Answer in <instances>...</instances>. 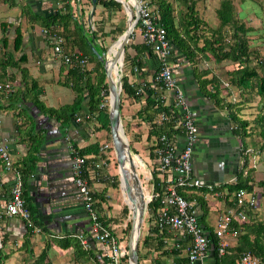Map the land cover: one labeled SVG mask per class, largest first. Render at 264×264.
<instances>
[{"label":"crops","instance_id":"1","mask_svg":"<svg viewBox=\"0 0 264 264\" xmlns=\"http://www.w3.org/2000/svg\"><path fill=\"white\" fill-rule=\"evenodd\" d=\"M87 1L0 0V81H9L12 85V90L7 95L0 93V139L4 140L14 169H20L23 159L29 152L34 156L33 168L24 176L22 196L34 223L41 229L40 233H31L21 218L4 213V204L14 174L12 171L2 174L0 250L4 259L0 264H32L37 261L41 251H45L41 264L105 263V244L87 235L89 218L73 184L70 171L72 157L70 147L81 149L94 143L98 146L97 152L84 155L86 157L84 177L91 187L94 206L102 218V223L118 239L120 245L126 248L125 240L128 234L124 235V228L130 219L131 209L128 208L126 197L121 190L122 186L114 184V181H119V174L106 131L98 129L99 123L93 118L80 121L73 118L60 122L47 110L71 103L75 92L68 78L67 71L70 66L63 64L53 54L48 36L42 33L43 26L38 17L60 8L62 10V2H68L71 6L70 13L82 26L80 32L75 29L73 22H70L68 30L63 32V48L71 51L80 45L82 34L92 40L89 30L97 29L99 24L100 19L97 15L99 7L92 9L91 2L87 4ZM249 1L254 0H232L234 6V3H239L237 11L239 18L248 15L246 10L241 8H245V3ZM217 3L218 0H196L198 14L206 21L207 18L209 20L212 15L211 13L208 15V12L214 13ZM33 17L37 19L33 21ZM210 21L208 24L212 25ZM16 29L20 32V45L13 48ZM98 34L99 32L96 36ZM98 39L100 40V37ZM127 43L128 58L122 59V65L118 69V82L119 76H122L126 84L136 92L135 96L122 93L121 126L124 128L130 152L134 155L138 176H143L146 192L151 194L153 176L161 192L165 179L171 175L166 173L162 176L155 169L153 146L156 137L147 135L157 113L155 114L152 107H144L145 98L149 96L157 100L162 96V105L169 106L171 94L160 89L153 81L157 60L152 51L148 52L143 44L138 28H133ZM113 44L115 43L109 46L112 48ZM261 45L252 49L260 56L264 55L257 51ZM198 59L201 65L210 68L208 74L199 78L196 74L195 61L188 60L181 50L171 45L169 65L197 126V137L191 153V175L202 179L206 185L219 188L212 192L190 188L181 193L191 203L201 227L210 240L205 256L206 264H234L239 252L243 250L253 253L258 258L257 264H264V195L262 188L258 186L264 179V144L262 145L263 138L252 123V119L260 113L264 105V95L256 93L257 82L264 73L258 69L259 74L253 80L251 91H240L230 86L222 75L224 70L221 68L227 63L230 65V61L211 64L201 55H198ZM251 59L254 63V58ZM91 67V63H87V69ZM115 71L116 68L113 66L112 73ZM211 74H214L223 85L218 93V100L207 94L212 91L210 85L200 87L202 79L209 78ZM65 80L69 84L64 83ZM83 97L84 100L87 97L85 90ZM228 103L233 104V109L239 116L249 122V127H253L244 137V143L247 145L251 191L257 195V201L255 207L245 211L244 221L234 220L231 223L236 234L225 233L222 236L225 252L219 255L216 244L212 245V239H215V243L217 240L213 230L217 217L226 209L234 207L233 195L227 192L226 185L234 181L241 160L242 141L240 142L231 132ZM148 114H153L151 120L146 119ZM171 135L180 147L182 142L180 133L172 131ZM104 143L110 148L100 149ZM124 207L127 213H123ZM149 222L150 220L146 218L141 235L147 233ZM160 231V248L158 250L144 248L143 252L149 250L153 258L159 256V259L167 264H187L185 255L190 243L189 236L177 229L161 228ZM78 233L87 237L89 248L84 249L81 246L76 237ZM138 262L151 264L147 256H140Z\"/></svg>","mask_w":264,"mask_h":264},{"label":"trees","instance_id":"2","mask_svg":"<svg viewBox=\"0 0 264 264\" xmlns=\"http://www.w3.org/2000/svg\"><path fill=\"white\" fill-rule=\"evenodd\" d=\"M91 0H88L90 3ZM148 4L153 7V11L157 15V20L162 24L165 29L167 38L169 39L171 45L181 50L188 60H194L196 63V74L199 77L204 76L209 73V67L201 65L198 55L204 60L210 61L211 64H218L222 61H230V65L224 66L223 74L227 83L240 91L246 90L251 91L253 88V80L258 77V69L264 73V55H257L252 49H249L247 43V33L249 30L244 26L242 21L238 22L236 20L237 13L235 11L232 0H218L217 7L215 8V18L216 23L210 25L204 17L198 14L196 9V0H147ZM62 10H55L45 16L38 17L43 29H47L50 32L56 31L62 36L64 43L63 32L68 30V25L73 22L75 29L82 30V26L78 24L75 16L70 13L71 6L68 2H62ZM101 7L104 10H117L120 7V3L115 0H95L94 8ZM264 12V9H263ZM94 14V10H93ZM37 17H33L32 20L35 21ZM30 21V17L28 18ZM137 24H135L136 27ZM60 26V27H59ZM97 29H90L91 37L90 40L85 34L81 35L80 45L76 50L81 52L87 63H91L92 67L85 70H80L76 65L70 66L68 69V78L70 79V86L75 92V96L71 103L62 105L58 108H49L48 113L53 115L57 121H65L69 119H75V117H80V119L88 120L90 118L95 119L99 125L98 129H104L106 133L109 134L108 128V107L99 108L100 96L99 92L104 89L105 93L108 95L105 74L102 62L98 59L97 53H105V46H103L102 36L105 34L111 38H117L119 34L124 30L119 28L117 25L110 24L105 26L104 18L99 20ZM134 27V28H135ZM89 29V28H88ZM99 34L96 36V33ZM117 36V37H116ZM86 37V38H85ZM100 37V40L98 39ZM20 32L16 29V33L13 39V48H18L20 45ZM97 40V41H96ZM102 41V42H101ZM62 43V45H63ZM90 43L93 45V49L97 52L94 53L90 48ZM101 43V44H100ZM129 43L124 46V56L123 60H127L128 53L126 49ZM144 44V43H143ZM148 49V48H147ZM150 52V49H148ZM251 57L254 58V63H252ZM226 68V69H225ZM119 82L121 87L120 94V109H121V97L122 93L130 96H135V90L126 84L124 78L119 76ZM66 84H69L65 80ZM210 85L211 92L207 93L211 97H215L216 100L218 93L221 88H223L222 82L214 75L211 74L209 78L202 79L200 87L204 88L205 85ZM83 90L87 92V97L84 100ZM257 95H264V76L259 77L256 85ZM83 100L85 105H83ZM233 104L228 103V116L231 123V132L235 134L241 142V160L240 165L235 172V179L230 184L226 185L227 192L232 193V202L235 201L234 192L238 189L251 190L252 184L249 178V168H248V153L247 145L244 143V137H246L249 132V122L242 119L236 110L233 109ZM38 107V106H37ZM145 108L152 107L155 114L158 111H164L167 113H172V118L168 122L162 124H151L148 135H154L158 137L159 134L165 133L166 135H171L172 131H176L173 128L174 120L177 118L179 113L172 108V105L164 106L157 99H152L147 96L145 98ZM40 108V107H38ZM142 111V110H141ZM88 114V118L85 115ZM154 114V116H155ZM153 114H148L146 116L147 120H151ZM254 128L258 129L260 137L263 138L262 145L264 144V105L259 114L255 115L252 119ZM74 151L78 155H86L87 153H96L98 146L96 143L83 147L81 149L72 146ZM86 161V160H85ZM34 156L31 152L23 159L20 169L18 170L22 179V187L25 184L24 176L33 168ZM154 181V182H153ZM115 185L118 181H114ZM153 183V193L159 192V187L157 185V180L153 176L151 179ZM262 188V195H264V179L258 183ZM197 188L206 189L210 192L215 191L219 186H211L207 188L206 186H199ZM183 191L182 189L178 190ZM23 193V191H22ZM185 196V195H184ZM92 197L94 198L93 194ZM186 197V196H185ZM188 197V196H187ZM24 199V198H23ZM25 201V200H24ZM27 205V204H26ZM157 207V199L151 198L146 205V218L150 220L151 213L155 211ZM250 209V208H249ZM248 210V209H247ZM246 210V211H247ZM123 213H127L126 207L123 208ZM102 222V218L99 217ZM104 225V224H103ZM107 227L106 225H104ZM108 228V227H107ZM130 228V219L127 221L124 234L127 236ZM161 228L151 225L150 222L147 226V233L140 237L137 243V256L138 260L140 258L141 249H154L158 250L160 248L161 239L160 231ZM155 233L156 235H153ZM2 241V239H1ZM212 245L215 246V239H212ZM149 251V250H145ZM144 252V253H145ZM241 252V251H240ZM239 252V253H240ZM264 254V252H263ZM4 255L1 254L0 250V263L4 259ZM45 251L37 256V261L32 264H41L44 259ZM123 264H128L127 255H124L121 259ZM151 264H167L163 260L159 259V256L150 259ZM106 264V263H104ZM172 264V263H171Z\"/></svg>","mask_w":264,"mask_h":264},{"label":"built area","instance_id":"3","mask_svg":"<svg viewBox=\"0 0 264 264\" xmlns=\"http://www.w3.org/2000/svg\"><path fill=\"white\" fill-rule=\"evenodd\" d=\"M136 12V28L139 29L144 45L152 51L157 60V69L153 74V81L160 89L171 94V105L179 115L174 120L173 128L180 133L182 138L181 146L178 147L175 138L165 133L159 134L153 146L155 156V169L164 176L171 175L165 179V184L161 187V192L149 194L151 198L157 199V207L151 213L150 224L159 228L177 229L184 231L190 239L186 248L187 264H206L205 256L210 245V240L201 227L191 203L179 192V189L186 190L206 185L202 179L194 178L191 175V153L197 137V126L194 123L186 101L180 91L176 79L172 74L169 65L171 54V43L166 36L165 29L157 20V15L147 0H134ZM42 33L48 36L51 43V50L63 64L76 65L80 70L87 69L85 56L76 50H65L63 48L62 36L56 31L50 32L42 29ZM106 55V54H105ZM12 90L11 82L0 81V93L7 95ZM99 108L109 105L108 95L104 89L99 92ZM162 96L158 98L160 103ZM162 104V103H161ZM172 113L158 111L153 121L156 124L168 122L172 118ZM88 118V114L85 115ZM80 121V117H75ZM109 147L107 143L101 145L100 149ZM70 171L73 184L81 197L82 206L89 218V229L87 235L96 241L105 244V263L123 264L121 259L126 255V248L121 246L118 239L99 220L98 212L95 209V200L92 197L91 187L84 177V164L86 157L78 155L72 147ZM105 163V161H102ZM13 172V180L9 189L8 198L4 204V213L9 216H16L23 220V223L31 233H40L41 229L34 223L29 209L22 196V179L20 172L13 168L12 160L3 139H0V176ZM234 207L226 209L216 219L213 230L216 240L217 253L225 252V243L222 236L225 233L236 234V230L231 227L234 220L244 221L245 211L256 206L257 195L251 190L238 189L234 192ZM76 237L84 249L89 248V241L82 233ZM258 258L248 250H243L238 254L234 264H257Z\"/></svg>","mask_w":264,"mask_h":264},{"label":"water","instance_id":"4","mask_svg":"<svg viewBox=\"0 0 264 264\" xmlns=\"http://www.w3.org/2000/svg\"><path fill=\"white\" fill-rule=\"evenodd\" d=\"M117 1V0H115ZM95 0H91L92 9L94 8ZM125 10L126 20L125 27L122 33L115 39L117 45L112 55L110 64H106L105 53H97L93 49L92 43L90 48L94 53H97L98 59L102 62L105 74V81L109 95L108 105V128L111 147L114 151L117 169L119 174V185L123 180L124 187L121 190L124 196L130 201L127 202L130 210V228L126 240V255L128 264H139L137 256V243L140 236L141 225L143 222L146 205L149 202L148 198L142 190V185L137 177V171L131 154L129 153V146L122 134V126L120 119V83L115 80V75H118V69L122 65L124 46L127 43L130 34L136 24V12L134 4L127 0L118 1ZM92 15V10L90 11ZM116 68L115 73H112V67Z\"/></svg>","mask_w":264,"mask_h":264},{"label":"rangeland","instance_id":"5","mask_svg":"<svg viewBox=\"0 0 264 264\" xmlns=\"http://www.w3.org/2000/svg\"><path fill=\"white\" fill-rule=\"evenodd\" d=\"M87 4H90V3H88V1H87ZM234 4H235L234 8H235V11L237 13V11H239L238 10L239 3L236 2ZM245 5H246V7L245 8L242 7L241 9L242 10H246V14H248V15L246 17H244V18H239L238 14H237V16L235 18H236V20L238 22H240L242 20L243 21L242 23L244 24V26L249 30V32L247 33L246 37H247V43L249 44L250 49H254L255 46L257 47V46L262 44L259 47L261 50L260 49H258V50L256 49V50L258 51V53L264 54V12H263L264 0H262V1L261 0L249 1V2H246ZM209 13H211V15H212V17H209V20H211L210 22L212 24L216 23V19H215L214 13L213 12H208V15H209ZM97 15H98V19L104 18V23H105L106 27L109 26L110 24L117 25L119 28H123V29L125 27L126 14H125V10L123 9L121 4H120L119 9H117V10H110V9L109 10H104V9H102L99 6L98 11H97ZM209 20L207 18L208 23H209ZM119 35H117V36H119ZM111 37L112 36L109 37L106 34L104 36H102L103 46H105V54L107 52L108 46L111 43H115L116 42L115 41L116 38L113 39ZM259 43H261V44H259ZM257 55H259V54H257ZM224 66L225 65H223V67L221 68L222 70H224ZM118 73H119V71H118ZM115 80L116 81L118 80V75H115ZM120 94H121V92H120ZM122 128H123V126H122ZM122 134H123V136L126 139L124 128H123ZM107 141H108V143L110 142V136H109L108 133H107ZM126 141H127V139H126ZM127 143H128V141H127ZM129 153L131 154V156H134L133 153L130 152V148H129ZM132 158H134V157H132ZM115 167H117V162L115 163ZM139 169H140V167H139ZM137 170L138 169L136 168V171ZM137 177H138L143 189L145 191H147L146 185H145L146 182H145V179H143V176H141V175L138 176V173H137ZM118 185H119V181H118ZM127 202L130 205V201L128 199H127ZM145 220H146V210H145L143 222H142V225H141V230H142L143 225H145L144 224ZM141 230H140L139 240H140V237L142 236L141 235ZM139 240H138V242H139ZM140 255L143 256V257L147 256L149 260L153 259V254H152L151 251H146L144 253L143 250L141 249L140 250Z\"/></svg>","mask_w":264,"mask_h":264},{"label":"bare ground","instance_id":"6","mask_svg":"<svg viewBox=\"0 0 264 264\" xmlns=\"http://www.w3.org/2000/svg\"><path fill=\"white\" fill-rule=\"evenodd\" d=\"M118 1H122V0H118ZM128 2H130V3H132V4H134V0H127ZM116 45H117V43L115 42V44H113V46H112V48H111V46H109V48L107 49V52H106V64L108 65V64H110V61H111V58H112V54L114 53V50L113 49H115L116 48ZM113 50V51H112ZM109 97V96H108ZM110 100V99H109ZM134 157V156H133ZM133 161H134V158H133ZM134 164H135V162H134ZM135 168H136V165H135ZM121 186H122V188H123V186H124V184H123V180L121 181ZM142 190H143V193H144V195H145V198H148V193L143 189V187H142ZM126 200H127V198H126ZM131 204V203H130ZM130 206V205H129ZM130 209H131V207H130ZM132 210V209H131Z\"/></svg>","mask_w":264,"mask_h":264}]
</instances>
